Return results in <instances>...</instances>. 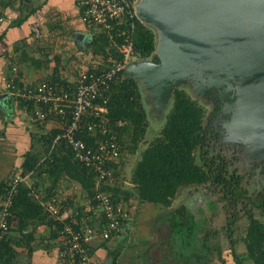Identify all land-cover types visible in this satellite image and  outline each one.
<instances>
[{
	"label": "trees",
	"instance_id": "obj_1",
	"mask_svg": "<svg viewBox=\"0 0 264 264\" xmlns=\"http://www.w3.org/2000/svg\"><path fill=\"white\" fill-rule=\"evenodd\" d=\"M128 1L131 4L133 2ZM32 12L34 11L27 15H19L11 25H20ZM133 20L135 22L132 34L133 54L138 58L150 57L155 47L154 32L135 16ZM93 27L96 33L89 43V48L93 54L102 56L104 60L100 64H104L109 57L122 58L120 46L124 43L125 35L119 33L117 29H125L127 27L125 21L123 24L113 22L109 29L100 25ZM122 72L107 88L101 90L95 100L96 106L105 109L109 132L116 135L120 147L118 159L105 164V167L110 169V175L100 178L98 172L76 162L71 149L63 141L52 147L58 129L42 134L41 139L37 141L38 146L32 145L24 154L21 174L32 172V183L28 185L21 182L18 186L9 214L6 216L10 232L12 229L21 232L30 229L31 235L41 224H48L55 228L53 230L59 231L60 223L49 216L43 204L50 200L52 195H56L57 184L63 177L77 182L86 198L92 201V205L96 204L93 200L95 190L102 191L109 196L113 207L125 209L129 215L132 214V218L137 215L141 204L169 207L183 188L209 183L218 186L223 198L229 202L230 214L227 216V223L222 227L225 231L221 232L231 231V225L246 217L247 226L243 237L246 250L255 264H264V224L254 212L264 214V190H255L251 194L248 187L241 185L243 176L237 174L235 170L232 173L225 168L215 170L208 162L204 165L198 159V155L201 156L199 149L203 145L205 130L203 108L197 99L192 98L185 88L174 89L171 103L164 115L163 126L157 134L148 139L147 113L140 87L134 79L123 78ZM50 81L72 90L73 85L64 78L55 76ZM23 103L27 104L24 101ZM29 107L32 113L33 105L29 104ZM89 120L85 117L77 137L83 139L87 146L94 148L96 142L103 139V136L100 133L88 132L86 123ZM138 152L139 156L126 184V179L122 175L127 163L126 155ZM40 185H45L46 191V196L41 199L36 196L40 191ZM4 187L5 183L0 185V198ZM240 203L243 206L241 210L238 208ZM208 205L209 213L215 210L211 203ZM84 207L75 205L73 208L82 213ZM206 213L199 218L200 223L196 225L193 214L183 204L169 212L170 228L175 232L174 235L176 234V237L173 236V243L178 246L179 254H185L186 258L197 262L204 261L211 248L222 260L220 230L211 227L213 229L210 231V227H206L210 224ZM92 215L91 225L103 228L109 223L105 215ZM127 224L126 219H120L121 226L127 229ZM231 232L229 237L232 238L235 231ZM121 233L122 231H119L117 234ZM9 234L0 242V264H15L13 261L18 252L10 243ZM21 238L25 237L22 235ZM103 244L104 242L101 245ZM28 249L30 254L32 246L30 245ZM231 253L236 264H240L236 261V254L232 249Z\"/></svg>",
	"mask_w": 264,
	"mask_h": 264
},
{
	"label": "crops",
	"instance_id": "obj_2",
	"mask_svg": "<svg viewBox=\"0 0 264 264\" xmlns=\"http://www.w3.org/2000/svg\"><path fill=\"white\" fill-rule=\"evenodd\" d=\"M24 9L27 11L24 12ZM31 11L34 12L20 25H11L19 15H27ZM80 12L77 0H0V17L5 19L0 22V185L6 184L14 173H21L24 154L32 145L38 146L37 141L41 139L42 134L56 129L57 126L56 122L49 121L46 128L41 130L29 110L30 107L28 108L29 104L6 94L5 80L12 68L16 66L27 83L36 84L41 80L53 79L55 76L62 79L70 76L63 74V68L68 62H71L69 65H75L74 68H79L76 76L82 69L100 65L102 56L93 55L88 47L96 33L95 27L85 24ZM38 182L41 184V181ZM26 183L28 185L32 183L31 175ZM44 187L45 185H40V191L36 193L39 199L46 196ZM55 191L56 195L52 197L61 200L64 216H69L75 205L84 207L88 200L81 186L68 178H61ZM169 212L161 217L160 222L165 224L164 232L159 233L162 239L154 241L151 233L157 230L156 227L144 228L143 220H137V213L129 227L121 234L114 236L110 241L93 243L92 254L95 262L98 264H236L231 253L232 249L236 254V261L240 264H255L243 242L245 232L241 237L234 238V235L232 238L229 237L231 231L236 233V228L222 232L225 234L226 242L225 246L222 245V260L212 248L202 262L193 261L191 258H186L185 254H179L178 246L173 243V236L176 234L174 235L175 232L170 228ZM263 215L259 213L256 217L264 224ZM241 222H246L247 226L246 217H243ZM246 226L243 229H246ZM53 229L55 228L48 224H41L31 235L30 229L23 232L12 229L8 239L18 252L13 262L63 264L57 255L59 233L57 229ZM211 229L213 228L210 227L209 230ZM151 230L153 231L150 232ZM22 235L25 238H21ZM143 235L145 236L141 237ZM103 242L104 244L101 245ZM29 243L32 246L30 254H28Z\"/></svg>",
	"mask_w": 264,
	"mask_h": 264
},
{
	"label": "water",
	"instance_id": "obj_3",
	"mask_svg": "<svg viewBox=\"0 0 264 264\" xmlns=\"http://www.w3.org/2000/svg\"><path fill=\"white\" fill-rule=\"evenodd\" d=\"M136 18L154 32L150 57L132 59L134 79L150 115L162 118L174 89L205 99L213 89L231 103L232 133L247 154L264 156V0H133ZM147 113V112H146Z\"/></svg>",
	"mask_w": 264,
	"mask_h": 264
},
{
	"label": "built area",
	"instance_id": "obj_4",
	"mask_svg": "<svg viewBox=\"0 0 264 264\" xmlns=\"http://www.w3.org/2000/svg\"><path fill=\"white\" fill-rule=\"evenodd\" d=\"M77 6L81 10L82 21L87 25H100L109 29L113 22L123 24L125 21L127 27L117 29L125 35L124 43L120 46L122 58L109 57L104 64L94 69H82L70 83L73 85L72 90L50 80L29 84L16 66L5 80L4 87L9 97L33 105L32 116L39 123L41 130L46 128L47 122H56L58 132L53 138L52 147L63 141L71 149L76 162L92 168L99 173L100 178H106L110 175V169L106 168L105 164L118 159L120 147L116 135L109 132L105 109L96 106L95 100L101 90L107 88L124 70L125 65L135 58L132 38L135 14L133 3L128 0H77ZM4 20L0 17V22ZM85 117L90 119L86 123L88 132L100 133L103 136L94 148L87 146L83 139L77 137ZM30 175L32 172L25 175L14 173L5 184L0 198V242L10 232L6 216L18 186L21 182L29 180ZM93 200L96 201L95 205L88 199L82 213L73 208L69 216H64L61 200L56 197L43 204L49 216L60 223L57 255L63 264H98L91 252L93 243L109 240L117 236L119 231L126 229L120 225L121 218L127 220L128 227L132 221V214L129 215L121 207H113L106 193L95 190ZM92 214L105 215L109 223L103 228L91 225Z\"/></svg>",
	"mask_w": 264,
	"mask_h": 264
},
{
	"label": "flooded vegetation",
	"instance_id": "obj_5",
	"mask_svg": "<svg viewBox=\"0 0 264 264\" xmlns=\"http://www.w3.org/2000/svg\"><path fill=\"white\" fill-rule=\"evenodd\" d=\"M230 95L233 100L231 103L227 100L222 101L220 90L217 89H213L212 94L206 96L205 99L197 98L198 104L203 108L205 130L203 145L199 149L201 156L198 155V159L204 165L208 162L215 170L225 168L230 173L235 170L237 174L243 176L241 183L242 186L244 185L243 187L257 183L254 187L257 190H264V156L262 157L260 148H253L251 153L246 155L247 147L244 148L239 140H235L236 136L229 135L233 132L231 123L235 113L233 104L236 100L235 90H232ZM248 181L250 184L247 183ZM211 193L213 191L210 190L208 195ZM202 197L194 194L191 198L200 203L196 207L194 206V210L201 217L206 213L204 205H208L202 201ZM207 207L210 208L209 205ZM192 213L194 212L192 211Z\"/></svg>",
	"mask_w": 264,
	"mask_h": 264
},
{
	"label": "rangeland",
	"instance_id": "obj_6",
	"mask_svg": "<svg viewBox=\"0 0 264 264\" xmlns=\"http://www.w3.org/2000/svg\"><path fill=\"white\" fill-rule=\"evenodd\" d=\"M26 11L27 10H25L24 12H26ZM55 20L56 19H54L53 21L55 22ZM93 55H95V54H93ZM82 57L84 58L85 56H82ZM134 59H136V58H134ZM103 60H104L103 58L100 59L101 62ZM82 61L85 62L84 60H82ZM82 61H80L81 64H83ZM70 63L71 62H68L66 64V67L63 68V70H64L63 74L64 75H70V76H67L64 78L73 82L77 77L76 71H79V68L78 69L74 68L75 65H72V64L69 65ZM48 80H50V79H48ZM186 90L191 95L190 91L188 90V87L186 88ZM145 109L147 112V120H148L147 137H148V139H150L155 134H157L159 129L163 126L164 117L160 118V117L156 116V114L153 115V117H151L150 107L145 105ZM167 109L165 110V112L167 111ZM138 156H139V152L126 155V162L127 163H126V166L123 168V174H122L123 178L126 179V184H128V178L130 177V173H132V171H133V166L136 163V159ZM247 183L250 184V181H248ZM256 184L257 183H253L252 185H246L249 188L251 194H253L254 191L257 190V188L254 187ZM206 189H207V191H206ZM210 190L213 191V193L208 195V193H210ZM194 194L201 195V197L203 196L202 201H204L205 204L211 203L212 206H214L215 210L212 211L211 213H209L210 210L207 207L208 205H206V206L204 205V211L207 212L206 214L208 215L206 218L209 220L208 222H210V224H207L206 227H215V229L220 230V238L222 240L221 242H222V245L225 246L226 245L225 237H224L225 234L222 233L221 231H225V230H223L222 227L227 223V216L230 214L229 202L225 198H223L222 192H221L219 187L213 186V185L211 186L208 183L205 185H198V186L195 185V186H189V187L183 188L182 190H180L177 198L173 201V203L169 207H161V206L158 207V206H156V205L154 206L152 204H141V205H139L140 207H139V211H138V215H137V217H138L137 220L138 221L143 220V227L144 228L152 229V228L156 227L155 229H157V230H155V231L151 230L150 232L153 231L151 234H153V239H155L154 241L160 240L162 238L159 235V233H163L164 229H165V224L160 222L161 217L163 215H165L167 212H169L171 209H176L179 207V205L184 204V206L188 209L189 212H191V213H192V211L194 212V213H192L193 214V220H194V223L196 225H198L200 223L199 217H201V216L197 213V211L194 210L195 209L194 206L196 207L200 203H197V201L195 202L193 199H191ZM238 208L240 210L243 208L241 203L238 205ZM254 212L256 213V215H258L260 213L259 211H254ZM240 214H242V212H240ZM211 217L213 219L210 220ZM133 218H132V220H133ZM241 219L237 220V222H235V224L231 225V227H230V229L236 228V233L234 234V237L235 236L241 237V235H243L245 232L242 230H245L243 228L246 226L245 225L246 222H241ZM263 219H264V215H263ZM133 226H135V225H133ZM138 235L140 236L141 234H138ZM144 236L145 235H143L141 237H144ZM174 237H176V235ZM163 238L165 239V236ZM111 239H113V238H110L107 241H110Z\"/></svg>",
	"mask_w": 264,
	"mask_h": 264
}]
</instances>
